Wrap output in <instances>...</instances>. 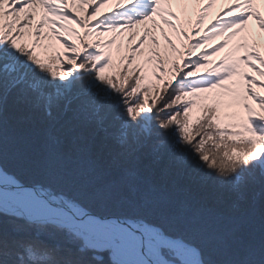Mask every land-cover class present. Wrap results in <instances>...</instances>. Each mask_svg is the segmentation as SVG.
I'll list each match as a JSON object with an SVG mask.
<instances>
[{"label": "snow or ice", "instance_id": "6c2138e0", "mask_svg": "<svg viewBox=\"0 0 264 264\" xmlns=\"http://www.w3.org/2000/svg\"><path fill=\"white\" fill-rule=\"evenodd\" d=\"M216 2L0 0V264H264V0Z\"/></svg>", "mask_w": 264, "mask_h": 264}, {"label": "rangeland", "instance_id": "374dc122", "mask_svg": "<svg viewBox=\"0 0 264 264\" xmlns=\"http://www.w3.org/2000/svg\"><path fill=\"white\" fill-rule=\"evenodd\" d=\"M233 2V0H217L215 6L213 9H211L209 15H208V20L205 22V24L207 25L208 23H211L217 16L218 13H220L223 9L227 8L229 4H231ZM70 6H71V0H70ZM109 9L108 8H102L101 9V12H105V11H108ZM177 10H179V8H177ZM72 11L74 13H77V14H80V15H85V11L84 9H82L80 7V3H79V0H75V6L72 7ZM262 11H264V6H262ZM195 14H196V11L194 8H191L189 9L187 15H182V20L185 21V26L189 28V30H191V25L187 23L188 19H192L194 20L195 19ZM76 26V25H74ZM78 27V26H77ZM250 28L253 32H256L258 33V28L256 26V23L255 21H250ZM169 32L171 33V30H169ZM159 35V33H157ZM175 38V37H174ZM162 39V38H161ZM195 39V37H194ZM236 39H239V38H236ZM235 41H233L234 43ZM162 43H163V39H162ZM57 47H59V45L57 44ZM232 47V44L229 45V49ZM229 49H225L224 52L218 54L217 57H214V59H219L221 58ZM243 51V50H241ZM249 71H251L249 69ZM258 79H261L260 77H257ZM259 91L262 92V94H264V89H257Z\"/></svg>", "mask_w": 264, "mask_h": 264}, {"label": "trees", "instance_id": "16d2710c", "mask_svg": "<svg viewBox=\"0 0 264 264\" xmlns=\"http://www.w3.org/2000/svg\"><path fill=\"white\" fill-rule=\"evenodd\" d=\"M238 204L237 214L245 221L253 223L259 228L262 218H264V196L259 193L256 195L246 194Z\"/></svg>", "mask_w": 264, "mask_h": 264}, {"label": "bare ground", "instance_id": "6f19581e", "mask_svg": "<svg viewBox=\"0 0 264 264\" xmlns=\"http://www.w3.org/2000/svg\"><path fill=\"white\" fill-rule=\"evenodd\" d=\"M189 9H191V8H189Z\"/></svg>", "mask_w": 264, "mask_h": 264}]
</instances>
